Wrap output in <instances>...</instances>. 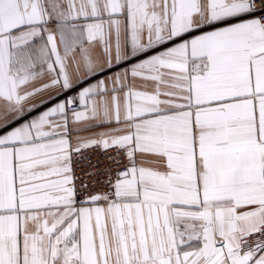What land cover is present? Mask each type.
Wrapping results in <instances>:
<instances>
[{"label": "snow or ice", "instance_id": "1", "mask_svg": "<svg viewBox=\"0 0 264 264\" xmlns=\"http://www.w3.org/2000/svg\"><path fill=\"white\" fill-rule=\"evenodd\" d=\"M0 264H264V0H0Z\"/></svg>", "mask_w": 264, "mask_h": 264}, {"label": "built area", "instance_id": "2", "mask_svg": "<svg viewBox=\"0 0 264 264\" xmlns=\"http://www.w3.org/2000/svg\"><path fill=\"white\" fill-rule=\"evenodd\" d=\"M85 156L91 157L93 163H95L97 159L103 161L105 164L107 163V161L105 160V155L101 154L99 150H87L85 152ZM113 167L115 166L113 165ZM86 169L87 165H77V175H82V171Z\"/></svg>", "mask_w": 264, "mask_h": 264}, {"label": "crops", "instance_id": "3", "mask_svg": "<svg viewBox=\"0 0 264 264\" xmlns=\"http://www.w3.org/2000/svg\"><path fill=\"white\" fill-rule=\"evenodd\" d=\"M136 83H137V86L140 85V82L139 81H137ZM101 130L102 129H93V131H101ZM82 135H89V133H82Z\"/></svg>", "mask_w": 264, "mask_h": 264}]
</instances>
